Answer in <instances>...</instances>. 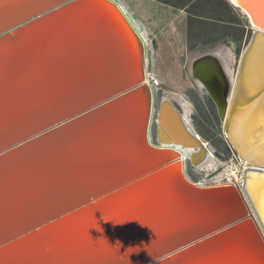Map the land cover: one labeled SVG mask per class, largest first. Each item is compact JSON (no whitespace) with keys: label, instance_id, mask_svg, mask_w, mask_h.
Segmentation results:
<instances>
[{"label":"water","instance_id":"obj_1","mask_svg":"<svg viewBox=\"0 0 264 264\" xmlns=\"http://www.w3.org/2000/svg\"><path fill=\"white\" fill-rule=\"evenodd\" d=\"M231 1L243 11L252 29L255 26L264 33V0ZM84 2L87 0H0V47L14 45L17 56L22 60H18L21 68L27 69L24 67L27 60L22 45L23 34L48 22L60 21L62 29L65 17L71 13L79 14ZM260 31H253L244 54L234 99L240 90L245 61ZM137 43L144 53L138 39ZM135 63L134 80L129 78L131 72H127V80L116 87L94 93L90 89L92 87H88L89 94L84 97L55 109L51 107L52 110L46 107L41 117L0 139V264H34L32 259L35 258L27 253L22 255L25 250L12 258L2 257L6 249L28 239H33L35 247L38 241L40 247L37 248L43 249L49 264H60L56 249L44 248L48 235L43 239L37 236L44 234L50 226L86 210L92 213L91 221L98 224L97 236L107 239L106 251L75 264H201L205 261L207 264H264V222L247 187V177L239 190L228 184L202 185L187 176L186 166L178 167L176 163L180 159L173 151L161 148L163 144L199 148V139L183 120L177 106L161 100L156 108L150 84L145 78L144 58L138 56ZM135 94L141 97L138 140L143 145L146 152L144 160L147 161L135 156L130 161L134 166L130 170L127 160H115L112 169H117V173L113 179L86 178L88 173L96 175L95 169L80 168L72 156L74 148L82 153L89 148L84 136L85 123L95 120L96 124H101L104 118L125 115L126 102L122 103V100H129ZM223 101L219 102L220 111ZM137 119L136 115V123ZM154 122L157 124L156 141H153L151 133ZM160 130L166 134V139L160 136ZM233 147L240 156L238 148L234 144ZM21 156L30 159L23 162ZM11 158L14 161L11 162ZM29 163L43 175L27 172L24 165ZM172 166L175 167L174 172L170 171ZM247 166L251 175L264 176V164L248 161ZM67 174L75 181L70 182V187L63 181ZM25 175L45 181L46 190L56 193L48 198V204L40 207L41 212L36 209L38 193L37 200L34 193L33 202L25 201L29 194L18 183L19 177ZM92 182L93 186L87 185ZM144 183L148 186L144 187L146 190L139 203L136 206L132 205L133 201L125 204L128 215L118 216L121 212L117 209L109 219L103 213L101 206L104 201ZM73 186H76V191L81 189L82 193H66L73 190ZM30 187L36 190V184ZM58 194L57 203H50ZM3 198L8 199L5 205L1 204ZM138 205H142L140 212H137ZM113 221L119 226H114ZM246 229L251 236L228 235Z\"/></svg>","mask_w":264,"mask_h":264},{"label":"bare ground","instance_id":"obj_2","mask_svg":"<svg viewBox=\"0 0 264 264\" xmlns=\"http://www.w3.org/2000/svg\"><path fill=\"white\" fill-rule=\"evenodd\" d=\"M236 1L240 3V0ZM84 3L79 8V14L71 13L65 17L62 29L60 21L48 22L23 34L22 45L27 60L24 67L27 69L21 68V63L18 61L20 57L17 56L14 45L4 44L0 47V139L15 133L16 129L38 116L41 117L45 113L46 107L55 109L61 104L78 97H84L89 94L88 87H92L90 89L93 93L105 90V88L116 87L127 80V72L128 74L131 72L129 78L134 80L136 78L135 59L138 56L144 58L145 78L147 82L149 81L147 41L129 13L115 0H87ZM234 6L238 8L237 4ZM253 29L254 32L261 30L255 26ZM137 39L143 46L144 53H141ZM251 40L252 37L243 51L235 73L230 67L229 56L222 50L193 58L190 61V70L198 87L215 98L218 106L220 102L218 92L221 91L223 95H221V101L224 100L222 111L219 107L220 117L223 120L224 131L229 143L232 147L234 144L239 150L240 156L237 155L242 164L240 174L233 176L237 177L242 185L247 177V187H249L264 222V176L251 175L248 173L251 170L247 166L248 161L264 164V33L262 31L259 32L256 43L248 54L240 90L237 98H233L241 63ZM28 65L30 66L28 67ZM216 70H220L221 80L224 84L216 83ZM148 83L153 99L155 93L151 83ZM85 92L87 93L84 94ZM140 100L139 94H135L129 100H122V103L126 102L123 112L125 115L119 114L117 117L104 118L105 120L101 124H96L95 120L85 123L87 128L84 136L89 143V148L83 153L74 148L72 156L80 168L95 169L93 172L96 175L88 173L86 178L95 176L98 180L103 177H107L109 180L113 179L117 173V169L115 171L112 169L115 160H127V167L130 170L134 167L130 161L135 156H140L143 161H147L144 160L146 152L138 140L141 123ZM162 100L180 108L172 98L164 97ZM182 104L185 107L184 111H187L186 104L183 102ZM179 111L187 124L184 118L185 112L183 111L182 114L180 109ZM136 115L138 116L137 123ZM187 126L189 125L187 124ZM189 128L191 129L190 126ZM193 133L197 135L194 131ZM150 135L149 131L148 138ZM160 136L167 138L162 130H160ZM197 138L201 148L170 143L163 144L161 148L173 151L178 156L180 161L178 160L176 164L179 168L182 165L186 166V157L191 160L194 166L201 167L211 157L206 143L199 135ZM118 149L120 150L117 153ZM121 149L124 151L122 152ZM35 157L42 158L41 156ZM20 158L23 162L30 159L24 156ZM12 161H14L13 158H11ZM39 161L43 162V160ZM121 167L119 166V168ZM24 168L33 175H43V172L38 173L32 167V163H29L28 166L24 165ZM174 168L172 166L170 171L174 172ZM233 176L232 179H235ZM63 181L69 187L71 186L70 182H75L68 174L63 178ZM18 183L28 192L29 196H26V200L24 199L28 203L31 200L33 202L32 195L34 193L37 200L38 193L39 199L36 201V203L38 202L36 206V209L39 208L38 212H41V206L48 204L47 200L50 196L56 195L55 192L46 190L45 181L35 180L31 175L19 177ZM34 184H36V190L30 187ZM220 184H228L238 190L242 189V185L238 186L228 178L220 180L216 185ZM87 185L93 186L94 183ZM67 186L64 187L68 188ZM147 186L148 184L145 183L140 184L128 191L116 194L103 202L101 210L109 219L113 217L117 209H120L121 212L118 216L125 217L126 214L128 215L125 204L133 201L132 205L136 206L146 190L144 187L147 188ZM75 188L76 186H73V190L70 189L66 193L73 192L72 194L75 195H79L77 192L82 193L81 189L76 191ZM58 198H60L59 194L50 203H57ZM7 200L3 198L1 204L5 205ZM141 208L142 205H138L137 212H140ZM91 216L92 213L87 210L81 211L50 226L44 234L37 237L43 239L48 235V240H46L48 243L44 248L45 250L55 248V254L60 264H75L96 255L95 253H104L107 239L97 236L96 227L98 224L91 221ZM115 224L119 226L117 222ZM115 224L113 221L114 226ZM228 235H236L235 237L240 238L251 236L247 229L246 231H234ZM35 245L36 247L33 239H28L6 249L2 253V257L12 258L25 250L22 255L25 253L31 255L35 258L32 259L34 264H49L43 249L37 248L38 241ZM201 264H207V261Z\"/></svg>","mask_w":264,"mask_h":264},{"label":"rangeland","instance_id":"obj_3","mask_svg":"<svg viewBox=\"0 0 264 264\" xmlns=\"http://www.w3.org/2000/svg\"><path fill=\"white\" fill-rule=\"evenodd\" d=\"M115 1L129 13L147 41L148 82L151 83L155 93L156 108L164 97H168L180 107L183 114L185 107L182 102L185 103L187 111H184L185 117H183L191 129L206 143L210 160L198 167L186 157L187 176L202 185H216L220 180L228 178L241 186V181L235 177L241 172V160L229 143L216 105L210 100L208 93L201 90L194 81L190 61L211 51L217 52L219 49L229 56L230 67L235 73L254 31L247 17L240 13L242 17L237 20L238 27L220 24L224 18L217 7H221L224 0H212L214 10L210 13L203 10L202 15L210 14L214 26L222 29L214 31L212 44L208 43L196 50L193 45L197 37L192 28L197 19L191 12L189 15L192 17L179 11L191 0ZM200 2L203 0H199L197 4ZM195 6L197 5L195 4L193 8ZM189 24L190 40L186 44L183 42V37L187 33L184 28L186 29ZM156 131L157 124L154 122L151 128L153 141H156ZM232 176L235 179H232Z\"/></svg>","mask_w":264,"mask_h":264},{"label":"crops","instance_id":"obj_4","mask_svg":"<svg viewBox=\"0 0 264 264\" xmlns=\"http://www.w3.org/2000/svg\"><path fill=\"white\" fill-rule=\"evenodd\" d=\"M198 1L199 0H191L187 3H185L179 10L182 13H186L188 16H190L189 13L191 12L192 16L197 19L196 23H194V26L192 28L195 36L197 37V39H195V42L193 45V47L196 48V50L201 48L204 45H207L208 43L212 44L214 31L215 30L218 31V30L222 29V28H218V26H216V27L214 26V20L212 19V16L210 14L202 15L203 10H205L207 12L209 11L208 13H210V11L214 10L213 1L212 0H203V2H200L199 4H197ZM195 4L197 6H195L193 8V6ZM217 9L220 10V13L222 14V16L224 18L223 21L220 22V24L231 25L234 27L239 26L237 24V20L239 17L241 18L242 17L241 15H243V14L239 10V8L234 6L232 1L224 0V2H222L221 7H217ZM199 11H201L200 14H199ZM240 13H241V15H240ZM192 16H190V17H192ZM208 24H210V25H208ZM190 27L191 26L189 24L186 29L184 28V30H186L187 33L183 37V42L186 44H187V41L189 42V40H190L189 39ZM204 37H207V39L209 37V39L207 40ZM175 43H177V42L175 41ZM211 52H213V51H211Z\"/></svg>","mask_w":264,"mask_h":264},{"label":"flooded vegetation","instance_id":"obj_5","mask_svg":"<svg viewBox=\"0 0 264 264\" xmlns=\"http://www.w3.org/2000/svg\"><path fill=\"white\" fill-rule=\"evenodd\" d=\"M201 57V56H200ZM220 71V70H219ZM219 71H215V73L217 74L216 75V78H215V81H216V83L217 84H224V82L221 80V75H220V72ZM210 80V79H209ZM211 82V81H210ZM219 89V88H218ZM220 93V96H219V98H220V101H221V98H222V93H221V91L220 92H218V94ZM208 96H209V98H210V100L216 105V107H217V109H218V112H219V114H220V111H219V106H218V104H217V101L215 100V98H213L209 93H208ZM221 116V115H220Z\"/></svg>","mask_w":264,"mask_h":264}]
</instances>
